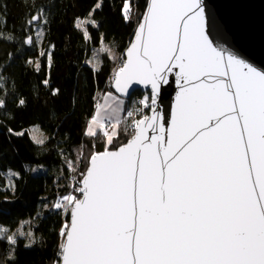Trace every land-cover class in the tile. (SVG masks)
I'll return each mask as SVG.
<instances>
[{"label": "snow or ice", "instance_id": "obj_1", "mask_svg": "<svg viewBox=\"0 0 264 264\" xmlns=\"http://www.w3.org/2000/svg\"><path fill=\"white\" fill-rule=\"evenodd\" d=\"M27 23L47 24L43 9ZM136 37L115 86L151 85L154 105L175 75L171 121L133 119L126 144L87 156L82 198L53 205L71 214L55 264H264V71L213 45L201 0H150ZM120 133L97 115L85 135Z\"/></svg>", "mask_w": 264, "mask_h": 264}, {"label": "trees", "instance_id": "obj_2", "mask_svg": "<svg viewBox=\"0 0 264 264\" xmlns=\"http://www.w3.org/2000/svg\"><path fill=\"white\" fill-rule=\"evenodd\" d=\"M146 3L131 0L126 18L125 0H0V101L5 104L0 108V225L24 223L32 236L27 245L19 236L14 251L0 239V264L9 257L19 264L26 248L35 253L27 264H55L58 259L59 233L68 215L53 205L79 193L73 189L79 188L87 156L106 147L102 136L92 138L83 131L78 158L72 129L84 130L94 98L111 92L113 72L123 62ZM41 9L48 23L28 25L30 15ZM28 37L33 41L29 46ZM106 43L115 56L102 51L90 78L85 63ZM143 95L136 91L128 99L126 111L134 110V119L148 113L149 107L140 103ZM128 118L131 122L120 126V136L108 149L130 138L123 132L132 123ZM33 129L41 140L32 137ZM69 161L76 172L67 167Z\"/></svg>", "mask_w": 264, "mask_h": 264}, {"label": "water", "instance_id": "obj_3", "mask_svg": "<svg viewBox=\"0 0 264 264\" xmlns=\"http://www.w3.org/2000/svg\"><path fill=\"white\" fill-rule=\"evenodd\" d=\"M201 2L205 9L206 32L213 45L230 52L257 71H264V0H201ZM149 3L150 0H147L145 10L123 53L124 60L120 67L126 62L128 49L132 47L133 42L137 39V31L140 24L144 22ZM120 67L113 75L110 85L111 92L124 100H128L136 91L143 94L148 93L150 97L152 96L151 85L142 83L134 82L128 86L126 91H118L114 78ZM175 71L177 70L174 69L173 72ZM167 79L168 83L162 86L156 104L153 105L150 101L149 113L145 116L149 118L156 116L157 122H163L165 127L171 121L172 106L179 91L176 76L168 74ZM161 118L163 119L161 120ZM127 141L123 144H126ZM123 144L109 150L117 151ZM79 198H82L81 193ZM70 220L71 214L69 211L68 223H70Z\"/></svg>", "mask_w": 264, "mask_h": 264}, {"label": "rangeland", "instance_id": "obj_4", "mask_svg": "<svg viewBox=\"0 0 264 264\" xmlns=\"http://www.w3.org/2000/svg\"><path fill=\"white\" fill-rule=\"evenodd\" d=\"M102 48H103V50H101ZM102 48L101 49H96V51L91 54L90 58L85 63L84 68L89 72L90 78H91V75H93V71L100 64V53L102 51H105L111 57L113 56V58L115 56V54L112 52L111 47L107 43L102 45ZM123 60H124V58H123ZM117 69L118 68H116L114 70L113 75H114V73H115V71ZM113 75H112V79H113ZM112 79H111V81H112ZM105 93H106V95H112L114 101H116V102H111V103L105 104L104 100L101 101V98H102L104 93H101V94L97 95V98L93 97L94 98V103H95L96 106L94 107V110H93V112H92V114H91V116H90V118L88 120V123L86 124V127L84 128V130L81 129V128H76V127H74L72 129V132L75 135L74 143H76V145H78V147H77V149H78V152H77L78 158H80V155H81V151H80L81 146H79L80 145L81 135L83 134V131H84V134H85V132L87 131V129H88L89 125H90V122L93 120V117H96L97 115H99L100 117L105 118L106 125H110V123H116V121L118 120V121H120V126H122L123 124H126L127 120L129 119L128 118V116H129L128 113L129 112L134 113V110L127 109V111H126V107L128 106L129 100L121 99L118 96H116L113 92L107 91ZM120 101L125 104V108L124 109L121 108L120 105L118 104V103H120ZM141 101H145L147 106L150 108V105H151L150 94L144 93L143 98H142ZM110 105H111V107H110ZM142 107H146V106L144 104H142ZM148 113H149V110H148ZM148 113H147V115H148ZM147 115L145 114L142 117H145ZM142 117H140V118H142ZM133 119H134V114L131 117V120H133ZM128 121L131 122L130 119ZM129 124L131 125V123H129ZM31 135L36 141L41 140L43 138L42 135H40V133L36 129H33L31 131ZM109 146L110 145H107L106 147L108 148ZM78 186L80 187V183H79ZM73 195H75V194H73ZM75 196L77 198H79L80 192L77 195H75ZM61 213L63 215H68L69 214V212H65L63 209H61ZM28 230H29L28 229V225H26L24 223H21V224L17 225L14 228H9V227H5V226L0 225V239H2V240L7 242V238L9 236H14L16 240H17V238L19 236H21V237L24 238L25 245H27L28 243L30 244L31 241H32V236L29 235ZM34 256H35V253L33 251H30L27 248L24 249L22 251L20 257H19V264H27V263L31 262L33 260Z\"/></svg>", "mask_w": 264, "mask_h": 264}, {"label": "crops", "instance_id": "obj_5", "mask_svg": "<svg viewBox=\"0 0 264 264\" xmlns=\"http://www.w3.org/2000/svg\"><path fill=\"white\" fill-rule=\"evenodd\" d=\"M104 100L105 104L111 103V102H116L114 101L112 95H106V93L103 94L101 101ZM120 105L121 108H125V104L123 102L120 101V103H118ZM111 107V105H110Z\"/></svg>", "mask_w": 264, "mask_h": 264}]
</instances>
